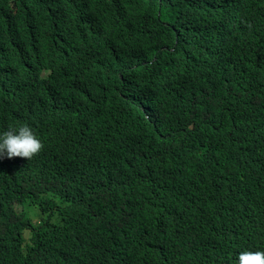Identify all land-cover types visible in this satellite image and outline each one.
Here are the masks:
<instances>
[{"label":"trees","instance_id":"1","mask_svg":"<svg viewBox=\"0 0 264 264\" xmlns=\"http://www.w3.org/2000/svg\"><path fill=\"white\" fill-rule=\"evenodd\" d=\"M21 125L45 148L0 158V264L264 251V0H0Z\"/></svg>","mask_w":264,"mask_h":264},{"label":"clouds","instance_id":"2","mask_svg":"<svg viewBox=\"0 0 264 264\" xmlns=\"http://www.w3.org/2000/svg\"><path fill=\"white\" fill-rule=\"evenodd\" d=\"M44 148L45 143L43 145L42 140L37 138L28 125L10 127L0 134V158H26L29 161L44 151ZM234 260L236 264H264V251L253 252L245 249Z\"/></svg>","mask_w":264,"mask_h":264},{"label":"rangeland","instance_id":"3","mask_svg":"<svg viewBox=\"0 0 264 264\" xmlns=\"http://www.w3.org/2000/svg\"><path fill=\"white\" fill-rule=\"evenodd\" d=\"M19 209H20V207H19ZM34 218L36 221H38V216L34 215Z\"/></svg>","mask_w":264,"mask_h":264}]
</instances>
